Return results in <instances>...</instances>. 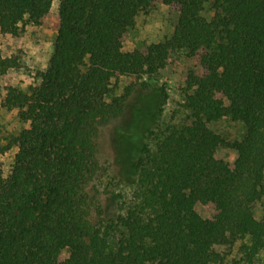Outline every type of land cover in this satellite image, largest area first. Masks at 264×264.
Wrapping results in <instances>:
<instances>
[{
  "label": "trees",
  "instance_id": "1",
  "mask_svg": "<svg viewBox=\"0 0 264 264\" xmlns=\"http://www.w3.org/2000/svg\"><path fill=\"white\" fill-rule=\"evenodd\" d=\"M210 2L60 0L48 67L27 90L9 86L2 103L29 127L0 144V154L18 149L10 172L0 168V264H264V0H213L209 19ZM157 3L178 9L173 35L124 51L139 12ZM52 4L0 0L1 32L42 25ZM174 51L197 62L187 77L190 122L150 130L156 143L132 155L130 199L93 215V127L124 113L121 77H157ZM18 66L0 55L2 75ZM225 117L244 124L240 140L210 128ZM219 147L236 160L218 159Z\"/></svg>",
  "mask_w": 264,
  "mask_h": 264
},
{
  "label": "rangeland",
  "instance_id": "2",
  "mask_svg": "<svg viewBox=\"0 0 264 264\" xmlns=\"http://www.w3.org/2000/svg\"><path fill=\"white\" fill-rule=\"evenodd\" d=\"M213 0H211L212 2ZM60 0H53L50 14L42 25L22 24L19 35L4 34L0 30V55L15 57L19 66L0 73V144L5 143L6 135L17 136L29 127L17 117V111H9L3 107V101L9 86L27 90L36 84V73L45 70L55 50L58 31V6ZM211 2L205 7L203 14L211 18L213 10ZM179 11L175 6L157 3L139 12L135 25L127 32L124 51L146 48L173 35L178 21ZM190 71H196L195 58L188 56L185 51L171 53L168 63L157 77L144 75L142 78L129 76L121 77L115 85V95L128 94L124 113L117 117L99 120L91 132L95 144V158L98 162L97 173L94 176L88 192V199L93 215L101 211L104 214L116 212L120 201L130 199L133 191L135 169L133 162L138 145H154L156 133L160 127L169 123L190 122V112L184 107L187 93V77ZM115 84V80L113 82ZM143 83L150 88L146 90ZM166 92L167 101L159 104V94ZM229 102L226 101V104ZM210 128L227 141L240 140L245 133V126L240 121L225 117L211 123ZM135 147V148H134ZM17 148L0 154V168L9 173L14 163ZM134 150V152H133ZM218 159L233 163L237 152L233 148L219 147L216 152ZM122 195V196H121ZM197 212L208 217L210 211L200 203L195 206ZM255 216L260 219V205L255 206ZM264 263V252L262 254Z\"/></svg>",
  "mask_w": 264,
  "mask_h": 264
}]
</instances>
